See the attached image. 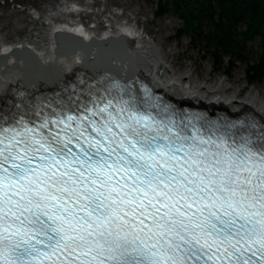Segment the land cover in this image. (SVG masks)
<instances>
[{"label": "snow or ice", "instance_id": "snow-or-ice-1", "mask_svg": "<svg viewBox=\"0 0 264 264\" xmlns=\"http://www.w3.org/2000/svg\"><path fill=\"white\" fill-rule=\"evenodd\" d=\"M25 115L0 117V264H264V128L112 88Z\"/></svg>", "mask_w": 264, "mask_h": 264}, {"label": "bare ground", "instance_id": "bare-ground-1", "mask_svg": "<svg viewBox=\"0 0 264 264\" xmlns=\"http://www.w3.org/2000/svg\"><path fill=\"white\" fill-rule=\"evenodd\" d=\"M78 11L68 3L45 14L33 11L34 18L46 25L35 37L7 43L0 36V109L21 90L27 94L50 87L55 80L75 78L81 71L97 74L123 69L138 74L177 104L233 116L251 112L264 122V98L254 89L232 87L227 79L199 82L190 71L171 69L156 43L134 24L115 19L102 30L93 22L88 26L70 17Z\"/></svg>", "mask_w": 264, "mask_h": 264}, {"label": "rangeland", "instance_id": "rangeland-1", "mask_svg": "<svg viewBox=\"0 0 264 264\" xmlns=\"http://www.w3.org/2000/svg\"><path fill=\"white\" fill-rule=\"evenodd\" d=\"M165 0H0V36L7 43L33 38L46 27L33 11L47 13L58 4L76 5L78 12L70 17L102 30L115 19L134 24L144 36L153 40L167 65L175 71L193 73L199 82L208 84L227 79L229 85H246L264 98V72L259 75L253 67L259 52V40L248 42L251 53L247 59L236 60L229 54L216 53L186 33L183 21L170 8L163 12ZM94 25V24H93ZM207 51V52H206Z\"/></svg>", "mask_w": 264, "mask_h": 264}, {"label": "trees", "instance_id": "trees-1", "mask_svg": "<svg viewBox=\"0 0 264 264\" xmlns=\"http://www.w3.org/2000/svg\"><path fill=\"white\" fill-rule=\"evenodd\" d=\"M163 12L170 8L183 21L186 33L216 53L236 60L247 59L248 42L258 38V62L253 67L264 72V0H165ZM206 51V52H207Z\"/></svg>", "mask_w": 264, "mask_h": 264}, {"label": "water", "instance_id": "water-1", "mask_svg": "<svg viewBox=\"0 0 264 264\" xmlns=\"http://www.w3.org/2000/svg\"><path fill=\"white\" fill-rule=\"evenodd\" d=\"M17 53H18V51H17V52L15 51V54H16V55H17Z\"/></svg>", "mask_w": 264, "mask_h": 264}]
</instances>
